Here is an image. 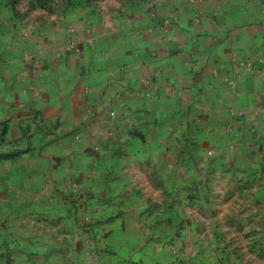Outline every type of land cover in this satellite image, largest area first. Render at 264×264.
I'll return each instance as SVG.
<instances>
[{
  "label": "crops",
  "instance_id": "crops-1",
  "mask_svg": "<svg viewBox=\"0 0 264 264\" xmlns=\"http://www.w3.org/2000/svg\"><path fill=\"white\" fill-rule=\"evenodd\" d=\"M0 264H264V0H0Z\"/></svg>",
  "mask_w": 264,
  "mask_h": 264
}]
</instances>
